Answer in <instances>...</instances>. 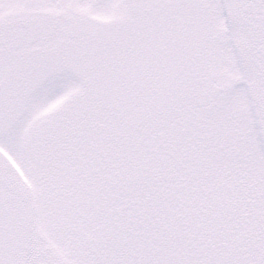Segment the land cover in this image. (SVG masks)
Instances as JSON below:
<instances>
[{
    "label": "rangeland",
    "instance_id": "1",
    "mask_svg": "<svg viewBox=\"0 0 264 264\" xmlns=\"http://www.w3.org/2000/svg\"><path fill=\"white\" fill-rule=\"evenodd\" d=\"M0 264H264V0H0Z\"/></svg>",
    "mask_w": 264,
    "mask_h": 264
},
{
    "label": "trees",
    "instance_id": "2",
    "mask_svg": "<svg viewBox=\"0 0 264 264\" xmlns=\"http://www.w3.org/2000/svg\"><path fill=\"white\" fill-rule=\"evenodd\" d=\"M108 134H111V133L108 132ZM116 142H117V141H116ZM116 142H115V144H116ZM117 143H118V142H117ZM124 163H125V162H124ZM126 172H127V170H126ZM126 176L131 177V175H126ZM132 176H133V175H132Z\"/></svg>",
    "mask_w": 264,
    "mask_h": 264
}]
</instances>
